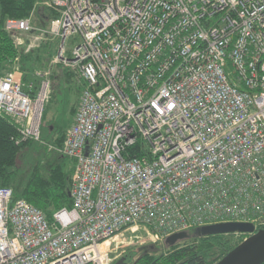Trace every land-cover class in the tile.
<instances>
[{"label":"built area","instance_id":"2783aa9c","mask_svg":"<svg viewBox=\"0 0 264 264\" xmlns=\"http://www.w3.org/2000/svg\"><path fill=\"white\" fill-rule=\"evenodd\" d=\"M44 5L59 14L42 29L59 44L53 63L83 85L59 150L74 161L72 208L50 221L0 188V264H110L128 228L155 240L264 229V0ZM5 28L36 31L32 19ZM48 90L46 78H0V116L23 140L40 141Z\"/></svg>","mask_w":264,"mask_h":264},{"label":"trees","instance_id":"16d2710c","mask_svg":"<svg viewBox=\"0 0 264 264\" xmlns=\"http://www.w3.org/2000/svg\"><path fill=\"white\" fill-rule=\"evenodd\" d=\"M42 1L0 0V78L12 72L13 67L19 64L27 79L35 69H41L57 55L59 44L53 39L41 42L39 48L26 54L17 46L14 36L5 28L9 19L27 20L32 16L38 17L37 22L41 28H47L59 14L53 8L45 7L40 10L38 3ZM46 109H44V120ZM46 126L42 124L40 141L23 140L19 125L8 116H0V188L13 189L14 199L26 200L40 209L51 221L56 212L72 208L70 192L74 161L64 164L62 161L64 157L59 152L66 132L53 136L56 129ZM45 132L50 135L49 142H44ZM35 144L46 153H50L51 145L59 161L48 160L41 165L32 164L28 169V176L25 177L19 162L22 161L23 152ZM197 230L189 231L190 238L181 241L182 243L172 247L167 246L165 252L155 254L152 250H145L138 256L121 258L113 264H217L241 244L240 240L236 241V234L202 237L197 234Z\"/></svg>","mask_w":264,"mask_h":264},{"label":"rangeland","instance_id":"374dc122","mask_svg":"<svg viewBox=\"0 0 264 264\" xmlns=\"http://www.w3.org/2000/svg\"><path fill=\"white\" fill-rule=\"evenodd\" d=\"M44 4L45 0L38 3V8L40 10L45 7L49 8V6ZM31 19L36 31L31 34L11 33L15 38L17 46L22 48L26 54L39 48L41 42L50 39L45 38L44 31H42L43 28L38 25V17L32 16ZM72 47L73 40L67 45L68 49H71ZM20 68V65L16 64L11 71L21 73L23 82L26 84L34 82L37 85V82L39 84L45 78L49 81L48 100L45 104V108L47 109L45 112V120L43 119L42 124L44 123V126L47 125L50 129L52 127L56 129V132L52 134L53 136H55V134L60 135L67 132L72 125L73 114L79 105L83 88L77 74L73 70H68L63 65L53 63V61L48 62L45 66H42L41 69H35L31 73L32 75L27 79ZM41 75H44V78H42ZM43 139L44 142H49L50 135L45 132ZM49 151L50 153H46L39 145L35 144L29 150L23 152L22 161L19 162L22 174L27 177L28 169L32 164L41 165L48 160L59 161L57 154L54 153L51 145ZM63 157L64 159L62 161L64 164L73 162L71 159L66 158L65 156ZM152 235L153 231L147 228H139L138 230L135 228H128L127 230H123L115 238V243L112 245V250L114 251L111 256L110 264H113L121 258L130 257L132 255L138 256L145 250H152L155 254L165 252L167 249L165 243L166 240L151 239ZM235 238L236 241L240 240V243H242L243 235L236 234Z\"/></svg>","mask_w":264,"mask_h":264},{"label":"water","instance_id":"95a60500","mask_svg":"<svg viewBox=\"0 0 264 264\" xmlns=\"http://www.w3.org/2000/svg\"><path fill=\"white\" fill-rule=\"evenodd\" d=\"M197 234L202 237L230 234L251 235L217 264H264V229L257 231L253 224H216L198 229ZM189 238L188 233L182 232L170 236L165 243L168 247H172Z\"/></svg>","mask_w":264,"mask_h":264},{"label":"crops","instance_id":"0c3cea01","mask_svg":"<svg viewBox=\"0 0 264 264\" xmlns=\"http://www.w3.org/2000/svg\"><path fill=\"white\" fill-rule=\"evenodd\" d=\"M77 109V108H76ZM73 115H75V113L73 114ZM74 118V117H73ZM72 124H73V121H72ZM71 127V126H70Z\"/></svg>","mask_w":264,"mask_h":264}]
</instances>
